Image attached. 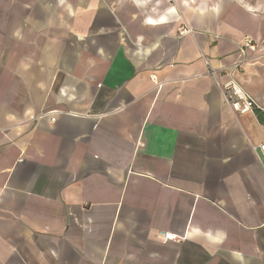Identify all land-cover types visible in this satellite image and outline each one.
<instances>
[{
    "label": "crops",
    "instance_id": "crops-1",
    "mask_svg": "<svg viewBox=\"0 0 264 264\" xmlns=\"http://www.w3.org/2000/svg\"><path fill=\"white\" fill-rule=\"evenodd\" d=\"M250 38L264 0H0V264H264V52L244 115L205 63Z\"/></svg>",
    "mask_w": 264,
    "mask_h": 264
},
{
    "label": "built area",
    "instance_id": "built-area-1",
    "mask_svg": "<svg viewBox=\"0 0 264 264\" xmlns=\"http://www.w3.org/2000/svg\"><path fill=\"white\" fill-rule=\"evenodd\" d=\"M190 29L182 27L178 30L179 35L186 34ZM264 52V43L258 42L254 39H247L242 48H240L237 59L229 66L213 69L206 60L208 65L207 74H209L215 81L216 85L221 90L225 102L235 114L244 115L252 112L253 109H261L257 99L253 94H250L235 77V72L243 68V63L251 59V57L259 56ZM220 74V75H219ZM226 76V81H221L218 76ZM51 121L55 120V115L50 114ZM256 154V158L262 163L264 167V140L257 145L252 146ZM175 236L171 233L162 234V241L175 240Z\"/></svg>",
    "mask_w": 264,
    "mask_h": 264
},
{
    "label": "clouds",
    "instance_id": "clouds-1",
    "mask_svg": "<svg viewBox=\"0 0 264 264\" xmlns=\"http://www.w3.org/2000/svg\"><path fill=\"white\" fill-rule=\"evenodd\" d=\"M149 22H151V23H155V21H149Z\"/></svg>",
    "mask_w": 264,
    "mask_h": 264
},
{
    "label": "trees",
    "instance_id": "trees-1",
    "mask_svg": "<svg viewBox=\"0 0 264 264\" xmlns=\"http://www.w3.org/2000/svg\"><path fill=\"white\" fill-rule=\"evenodd\" d=\"M255 110H259V109H255ZM260 111V110H259Z\"/></svg>",
    "mask_w": 264,
    "mask_h": 264
}]
</instances>
